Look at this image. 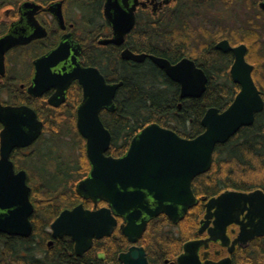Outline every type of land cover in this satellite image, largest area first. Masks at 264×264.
<instances>
[{"label": "flooded vegetation", "instance_id": "obj_1", "mask_svg": "<svg viewBox=\"0 0 264 264\" xmlns=\"http://www.w3.org/2000/svg\"><path fill=\"white\" fill-rule=\"evenodd\" d=\"M128 24L130 30L118 42V32ZM180 35L186 39L172 45L170 39ZM188 38H198L199 46L194 48ZM238 47L245 49L244 58L252 66V79L264 101V87L255 78L258 66L264 67V0H0V162L8 108L33 111L36 124H41L29 144L13 147L8 155L14 173L25 174L33 207L29 216L32 231L29 236L0 232L5 235L0 246L12 245L21 257L18 264H31V258L43 264H50L54 258L58 263L59 256L64 264H125L122 255L133 247L144 251L148 264H264L262 189L239 191L245 194L242 202L230 201L225 211L218 205L209 208L208 202L225 190L210 196L201 194L194 189L199 175L190 188L195 204L185 214L179 206L177 221L166 213L151 217L141 212L136 223L145 220L146 225L135 241L123 232L128 225L126 215L107 201L77 191L78 184L90 176L92 165L86 154V139L77 126L85 89L80 79L69 77L74 68H95L110 85L122 82L124 62L144 67L156 64L151 56L173 65L189 59L205 73L203 61H208L211 53H220L230 82L231 105L241 90L231 73L236 60L233 49ZM57 51L56 59L46 60ZM125 51L145 58H125ZM255 53L260 62L252 58ZM58 83H62L61 88ZM232 87L238 88L236 95ZM113 111L103 108L99 113L111 134L110 147L113 134L102 117ZM13 116L22 122L25 133L32 132L28 126L32 115ZM244 128L248 127L241 128L230 141ZM108 151L106 155L111 156ZM83 153L85 158L81 159L78 155ZM258 190L262 193L252 195ZM146 200L153 207L149 195ZM80 206L83 211L104 209L106 213L107 233L93 236L90 243L54 230L63 212ZM37 224L41 232H34ZM31 236L33 239L27 240ZM11 237L20 240L12 244L8 242ZM61 249L68 250V255H61ZM5 264L17 263L6 260Z\"/></svg>", "mask_w": 264, "mask_h": 264}, {"label": "water", "instance_id": "obj_2", "mask_svg": "<svg viewBox=\"0 0 264 264\" xmlns=\"http://www.w3.org/2000/svg\"><path fill=\"white\" fill-rule=\"evenodd\" d=\"M129 30L130 24L123 32H118L117 41L121 42ZM228 48L227 44L225 49ZM243 48L233 49L236 60L231 70L241 90L227 110L210 108L206 111L202 119V134L187 139L170 129L151 124L133 138L126 154L119 158L106 155L111 134L100 120L99 113L103 108L114 110L113 100L122 82L107 84L95 68L76 67L69 76L80 79L85 89L84 99L78 108L77 126L86 139V154L92 165L90 176L78 184L77 191L95 200L107 201L126 215L128 225L123 232L129 240L135 241L145 229V220L136 223L141 212L151 217L166 213L177 221L180 206L185 214L196 202L190 189L192 181L210 170L216 147L227 143L241 128L252 126L255 115L263 111L264 101L252 79V66L246 62ZM57 54L58 51L54 52L46 60L56 59ZM122 56L134 61L145 58L129 51ZM151 59L180 85L181 98H200L205 93L208 78L192 60L183 59L173 65L164 58L151 56ZM61 84L58 83L60 88ZM7 111L9 124L7 132L3 133L0 162V232L29 236L32 231L29 216L33 210L29 188L26 187L25 174L14 173L8 155L13 147L29 144L38 135L41 124H36L33 111L28 109L8 108ZM16 113L33 116L31 124H28L32 132H24L22 122L13 116ZM261 193L258 190L252 195ZM147 195L153 199V207L147 202ZM244 196L242 192L228 190L212 198L207 205L209 208L218 205L225 211L230 201L242 202ZM105 214L104 209L94 213L83 211L81 206L73 211H65L54 224L55 233L69 234L80 242L90 243L93 236L100 237L107 233ZM144 254L142 249L133 247L122 255L123 261L125 264H148Z\"/></svg>", "mask_w": 264, "mask_h": 264}, {"label": "trees", "instance_id": "obj_3", "mask_svg": "<svg viewBox=\"0 0 264 264\" xmlns=\"http://www.w3.org/2000/svg\"><path fill=\"white\" fill-rule=\"evenodd\" d=\"M168 57L167 54L153 52ZM221 54L208 55L204 70L208 75L205 93L200 98H181L180 87L172 82L156 65L131 67L122 64V87L114 101L115 111L104 113L102 120L113 134L108 154L120 157L126 154L132 138L144 127L158 124L187 139L196 138L204 132L202 119L210 108L220 111L230 106V82L226 77V67L221 66ZM217 59V61H215ZM215 61V62H214ZM218 80L219 81L217 83ZM236 95L237 87H232ZM81 159L85 155H78ZM207 173L198 177L194 189L201 194L214 195L221 191L264 190V111L258 114L255 123L242 129L238 135L225 144H219L214 152L213 164ZM48 211H52L49 207ZM41 225L34 227V232H41ZM5 235H0V241ZM12 243L19 237H11ZM33 239L31 236L27 240ZM13 244V243H12ZM9 246H0V264L6 260L17 263L21 259L18 251ZM61 255H68V250ZM60 258V256H59ZM58 263L51 259L50 264ZM31 264H43L31 258Z\"/></svg>", "mask_w": 264, "mask_h": 264}, {"label": "rangeland", "instance_id": "obj_4", "mask_svg": "<svg viewBox=\"0 0 264 264\" xmlns=\"http://www.w3.org/2000/svg\"><path fill=\"white\" fill-rule=\"evenodd\" d=\"M194 27H195V25H194ZM180 31V30H179ZM179 35V32H178V34L176 35V37ZM176 37H172L171 39H170V43L172 44V45H174L175 43H179V41H181L182 39H184L183 38V36L182 35H180L177 39H175ZM186 39V38H185ZM189 40H188V43H189V41H190V43L193 45V47L195 48V47H197V46H199V45H197V44H199V41H198V38H195V39H193L192 41L190 40V38H188ZM198 42V43H196V42ZM192 53V52H191ZM194 53V52H193ZM198 55H200L199 53H197ZM252 58H255L254 60H256V58H257V55H256V53L254 54V57H252ZM251 58V59H252ZM256 61H258V60H256ZM258 62H260V61H258ZM263 65V64H262ZM255 78H256V81L259 83V85L261 84L263 87H264V67H262V66H258V68L256 69V72H255Z\"/></svg>", "mask_w": 264, "mask_h": 264}, {"label": "bare ground", "instance_id": "obj_5", "mask_svg": "<svg viewBox=\"0 0 264 264\" xmlns=\"http://www.w3.org/2000/svg\"><path fill=\"white\" fill-rule=\"evenodd\" d=\"M180 86V85H179Z\"/></svg>", "mask_w": 264, "mask_h": 264}]
</instances>
